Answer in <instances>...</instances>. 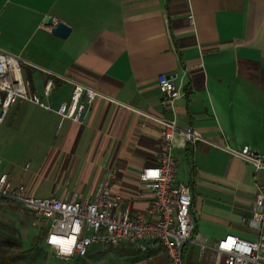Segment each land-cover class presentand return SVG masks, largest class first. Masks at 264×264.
<instances>
[{
	"label": "crops",
	"instance_id": "0c3cea01",
	"mask_svg": "<svg viewBox=\"0 0 264 264\" xmlns=\"http://www.w3.org/2000/svg\"><path fill=\"white\" fill-rule=\"evenodd\" d=\"M59 22L68 36L53 32ZM0 46L22 57L31 91L53 107L21 100L8 110L0 174L31 195L81 201L108 180L122 207L145 210L152 192L139 175L159 163L162 126L144 113L174 118L202 136H178L173 149L175 180L191 187L196 230L209 246L202 255L186 243L184 264H216L213 246L226 234L259 237L249 220L264 168L230 149L264 153V0H0ZM161 73L182 90L173 110L162 105ZM60 76L101 93L81 121L55 110L74 88ZM72 259L169 264L162 247L127 242L92 244Z\"/></svg>",
	"mask_w": 264,
	"mask_h": 264
},
{
	"label": "built area",
	"instance_id": "2783aa9c",
	"mask_svg": "<svg viewBox=\"0 0 264 264\" xmlns=\"http://www.w3.org/2000/svg\"><path fill=\"white\" fill-rule=\"evenodd\" d=\"M22 60L20 55L0 46V122L8 110L21 100L53 109L39 94L31 91L21 69ZM60 77L71 82L74 88L71 99L55 110L62 119L81 121L85 111L101 93L74 79ZM52 86L53 80L49 79L45 86L46 95L51 93ZM158 86L162 105L173 110L176 100L182 95L175 77L167 73L159 74ZM144 114L162 126L159 163L145 167L139 175L152 192V200L145 210L132 212L122 207V197L111 194L108 180L91 199L81 201L77 198L37 197L24 186L15 185L10 173L0 174V198L18 202L31 213L34 222H47L45 242L56 256L72 259L86 255L92 244L116 247L127 242L137 245L142 251H155L162 247L169 264H184L186 243L198 244L202 255L209 248L196 230L191 210V187L175 180L177 160L173 153L178 136L188 141L201 139L202 136L192 128L180 127L174 118ZM230 151L253 163L257 169L264 168V153L258 149L245 145ZM249 223L260 230L259 237L248 240L226 234L213 246L216 264H264V193L261 184L258 185Z\"/></svg>",
	"mask_w": 264,
	"mask_h": 264
},
{
	"label": "rangeland",
	"instance_id": "374dc122",
	"mask_svg": "<svg viewBox=\"0 0 264 264\" xmlns=\"http://www.w3.org/2000/svg\"><path fill=\"white\" fill-rule=\"evenodd\" d=\"M1 166L2 164L0 168ZM34 221L31 213L18 202L0 198V258L7 252H18L37 246L35 255L17 264H72L73 259L56 256L45 244L47 222ZM7 240L14 241L16 245L10 246Z\"/></svg>",
	"mask_w": 264,
	"mask_h": 264
},
{
	"label": "trees",
	"instance_id": "16d2710c",
	"mask_svg": "<svg viewBox=\"0 0 264 264\" xmlns=\"http://www.w3.org/2000/svg\"><path fill=\"white\" fill-rule=\"evenodd\" d=\"M10 246H15L16 243L14 241L7 240ZM37 252V246H33L27 250H20L18 252H7L2 255L0 258V264H16L27 258L35 255Z\"/></svg>",
	"mask_w": 264,
	"mask_h": 264
},
{
	"label": "water",
	"instance_id": "95a60500",
	"mask_svg": "<svg viewBox=\"0 0 264 264\" xmlns=\"http://www.w3.org/2000/svg\"><path fill=\"white\" fill-rule=\"evenodd\" d=\"M49 17H47L48 19ZM71 31V27L64 23V22H59L54 28L53 32L61 37H66Z\"/></svg>",
	"mask_w": 264,
	"mask_h": 264
}]
</instances>
